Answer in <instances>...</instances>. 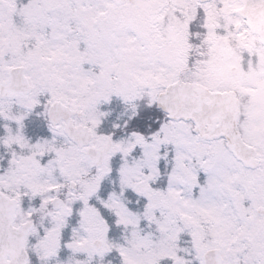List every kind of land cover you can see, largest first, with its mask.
Segmentation results:
<instances>
[{"label":"snow or ice","instance_id":"obj_1","mask_svg":"<svg viewBox=\"0 0 264 264\" xmlns=\"http://www.w3.org/2000/svg\"><path fill=\"white\" fill-rule=\"evenodd\" d=\"M113 258L264 264V0H0V264Z\"/></svg>","mask_w":264,"mask_h":264},{"label":"rangeland","instance_id":"obj_2","mask_svg":"<svg viewBox=\"0 0 264 264\" xmlns=\"http://www.w3.org/2000/svg\"><path fill=\"white\" fill-rule=\"evenodd\" d=\"M48 135V134H47ZM35 140V139H34ZM113 264H118V262H116V263H113Z\"/></svg>","mask_w":264,"mask_h":264}]
</instances>
